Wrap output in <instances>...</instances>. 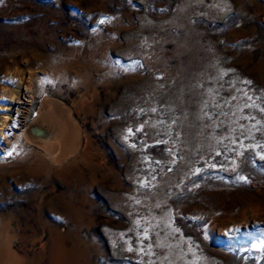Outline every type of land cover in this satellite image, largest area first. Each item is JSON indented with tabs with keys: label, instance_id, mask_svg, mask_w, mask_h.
Returning <instances> with one entry per match:
<instances>
[{
	"label": "rangeland",
	"instance_id": "obj_1",
	"mask_svg": "<svg viewBox=\"0 0 264 264\" xmlns=\"http://www.w3.org/2000/svg\"><path fill=\"white\" fill-rule=\"evenodd\" d=\"M0 264H264V0H0Z\"/></svg>",
	"mask_w": 264,
	"mask_h": 264
},
{
	"label": "bare ground",
	"instance_id": "obj_2",
	"mask_svg": "<svg viewBox=\"0 0 264 264\" xmlns=\"http://www.w3.org/2000/svg\"><path fill=\"white\" fill-rule=\"evenodd\" d=\"M41 131V129H39V132ZM44 132V131H43ZM45 133V132H44ZM46 133H48L49 134V132H46ZM52 136V135H51ZM31 137V136H30ZM44 142H47V140H44Z\"/></svg>",
	"mask_w": 264,
	"mask_h": 264
}]
</instances>
